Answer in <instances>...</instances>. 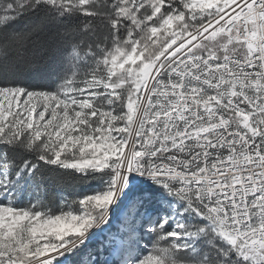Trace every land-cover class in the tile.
I'll return each instance as SVG.
<instances>
[{
  "label": "rangeland",
  "instance_id": "rangeland-1",
  "mask_svg": "<svg viewBox=\"0 0 264 264\" xmlns=\"http://www.w3.org/2000/svg\"><path fill=\"white\" fill-rule=\"evenodd\" d=\"M47 1L74 11L123 15L134 24L155 18L146 29L164 43L158 54L147 59L138 40H117L110 26L102 40L89 33L83 46L71 44L53 56L54 73L60 77L53 90L0 86V141L24 138L48 160L83 173L115 166L129 142L151 69L166 51L182 48L187 34L201 28L185 41L202 37L195 50L227 52L242 46L220 29L208 32L209 21L233 0H182V6L173 0ZM23 3L0 0L1 21H13ZM168 6L170 11L162 14ZM192 22L194 29L189 32L179 26ZM111 78L112 84L108 83ZM96 115L101 118L89 122ZM129 188L117 190L112 177L85 195L62 200L54 210L40 204L37 185L22 203L20 188L10 182L6 162L1 161L0 264L51 262L80 243L87 245L85 264H100L99 259L102 264H235L231 250L238 257H249L250 264H264L260 252L233 248L232 237L201 211L177 212L160 192L144 189L130 196Z\"/></svg>",
  "mask_w": 264,
  "mask_h": 264
},
{
  "label": "built area",
  "instance_id": "built-area-1",
  "mask_svg": "<svg viewBox=\"0 0 264 264\" xmlns=\"http://www.w3.org/2000/svg\"><path fill=\"white\" fill-rule=\"evenodd\" d=\"M239 49L198 53L202 37L166 51L142 90L117 190L166 183L264 257V0H233L213 17ZM185 24H182V27Z\"/></svg>",
  "mask_w": 264,
  "mask_h": 264
},
{
  "label": "trees",
  "instance_id": "trees-1",
  "mask_svg": "<svg viewBox=\"0 0 264 264\" xmlns=\"http://www.w3.org/2000/svg\"><path fill=\"white\" fill-rule=\"evenodd\" d=\"M172 2L182 6V0ZM171 8L164 7L161 13L166 14ZM206 19L204 17L203 20ZM153 22L155 18L147 23L134 24L129 18L119 14L101 15L85 10L65 9L47 0H24L20 14L13 21L0 19V86L21 87L30 91L53 90L60 80L59 75L54 73L53 56L71 44L83 46L89 40V33L102 40L110 32V26L114 28L117 40H138L139 45L145 48L146 58L152 59L164 47L160 37H151L146 29L147 24ZM200 23L201 21L198 24ZM179 26L188 29V32L194 29L193 22L191 25L185 24L182 27L181 23ZM153 40L156 42L153 43ZM230 50L231 48L227 52ZM195 51L212 52L201 47H197ZM216 53L221 55L224 52ZM112 82V78L108 80V83ZM100 118L101 115L89 117V122L95 123ZM1 161L6 162L10 182L20 188L19 198L22 203L37 185L40 190V204L54 210H58L62 200H73L76 196L85 195L95 190L98 183L113 177L112 167L83 173L76 168L52 162L40 153L36 145L30 144L24 138L0 141ZM144 189L153 194L161 190L153 186L130 187L127 195L138 194ZM153 209L150 207V210ZM197 223L198 221L192 225L193 230ZM86 250V243H80L53 261L41 264H62L66 261L71 264H85L83 258ZM231 255L235 257V264H250L249 257H238V253L232 250Z\"/></svg>",
  "mask_w": 264,
  "mask_h": 264
},
{
  "label": "bare ground",
  "instance_id": "bare-ground-1",
  "mask_svg": "<svg viewBox=\"0 0 264 264\" xmlns=\"http://www.w3.org/2000/svg\"><path fill=\"white\" fill-rule=\"evenodd\" d=\"M137 116V114H136ZM134 128V122L133 125L131 127V129ZM129 142L126 145L124 150H128L129 146H130V133H129V138H128ZM116 180V179H115ZM152 185H158L161 189V194L162 197L165 198L168 202H171V204L173 205V210H176L177 212H185V213H189L190 215H192V210H196L195 208H193L192 206V202H183V198L180 197L178 191H173V190H168L166 189V183H155V184H149V183H140L139 186H152ZM137 186V187H139ZM192 207V208H190ZM188 209H191L190 212H188ZM203 213L202 210H199ZM208 220H210L211 222L214 223V217H212L210 214H205L203 213ZM219 227L222 228L221 225H218ZM223 229V228H222ZM229 235V234H228ZM232 247L236 248L237 244L234 243V239L232 238Z\"/></svg>",
  "mask_w": 264,
  "mask_h": 264
}]
</instances>
